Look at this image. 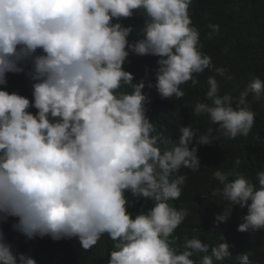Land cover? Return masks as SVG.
I'll use <instances>...</instances> for the list:
<instances>
[{
    "label": "clouds",
    "instance_id": "9594fccd",
    "mask_svg": "<svg viewBox=\"0 0 264 264\" xmlns=\"http://www.w3.org/2000/svg\"><path fill=\"white\" fill-rule=\"evenodd\" d=\"M191 2L0 0V222L15 217L13 230L27 239L75 237L84 250L106 234L113 242L107 264H197L194 255L201 256L199 264H215L230 258L226 241L209 254V245L195 235L185 237L182 251L173 247L169 238L190 213L169 201L182 195L187 175L180 169L200 168L198 146L220 135L250 133L256 114L247 98L264 99V80L253 77L236 97L220 94L216 77H233L199 50ZM134 14L143 26L130 42L133 27L121 21ZM208 27L211 39L219 26ZM130 53L158 58L154 85L133 82L123 68ZM205 70L214 75L207 78L206 102H197L193 115L206 114L218 135L212 127L197 135L190 126L179 127L175 141L161 135L146 115L150 101L142 90L154 86L161 98L179 99L185 95L180 86H195L196 74ZM12 73L33 81L31 101L9 93L15 90ZM213 177L227 202L214 226L238 205L247 212L237 231L264 229V171L255 184L240 173L230 180L219 169ZM125 193L152 206L133 217ZM0 264L36 262L0 236ZM235 264L253 263L239 252Z\"/></svg>",
    "mask_w": 264,
    "mask_h": 264
},
{
    "label": "trees",
    "instance_id": "16d2710c",
    "mask_svg": "<svg viewBox=\"0 0 264 264\" xmlns=\"http://www.w3.org/2000/svg\"><path fill=\"white\" fill-rule=\"evenodd\" d=\"M188 14L191 26L199 32V50L211 57L214 66L226 68L233 77L232 80L216 77L221 95L229 93L236 97L253 77L264 80V0H192ZM121 23L133 27V32L128 37L130 42L139 38V30L143 26L141 16L134 14ZM210 24L218 25L219 32L208 39ZM157 59L154 56L130 53L123 68L133 74L134 83L144 79L154 85ZM212 75L214 73L209 70L196 74L198 83L193 86L189 81L181 85L185 95L179 99L161 98L154 86H146L142 90L150 101L146 104V115L157 132L173 141L178 139V129L181 126L198 130L197 135L212 127L213 135H218L215 133L216 125L210 124L206 114L193 115L195 104L206 102L207 78ZM13 76L15 90L9 93L15 92L31 101L33 81L25 73ZM10 87H14L13 79H10ZM121 91L130 89L124 88ZM247 100L248 106L256 114L250 133L246 137L238 136L235 139L220 135L212 144L198 146L200 168L195 172L183 167L180 169L179 174L187 175L182 195L177 200L169 201L170 206L186 208L190 213L169 238L172 246L182 251L181 245L185 237L192 238L195 235L202 243L209 245L210 254L212 247L226 241L232 255L215 264H235L239 252L249 254L253 264H264V229L237 231V226L246 215V207L233 206L228 220L214 226L215 216L222 213L227 202L215 191L221 186L214 179L213 173L219 169L230 180L240 173L255 184L257 172L264 171V99L254 100L250 94ZM28 111L35 114L36 109L30 108ZM237 159L241 161L239 165L235 164ZM125 194L130 201L127 211L133 217L152 206L151 201H136L130 194ZM16 222L15 217L0 222V236L12 245L14 252L29 255L36 264H107L113 242L106 234L93 248L84 250L75 237L53 240L50 236H37L27 239L11 230ZM191 258L199 264L201 256L194 255Z\"/></svg>",
    "mask_w": 264,
    "mask_h": 264
},
{
    "label": "bare ground",
    "instance_id": "6f19581e",
    "mask_svg": "<svg viewBox=\"0 0 264 264\" xmlns=\"http://www.w3.org/2000/svg\"><path fill=\"white\" fill-rule=\"evenodd\" d=\"M11 230H13V229H11Z\"/></svg>",
    "mask_w": 264,
    "mask_h": 264
}]
</instances>
